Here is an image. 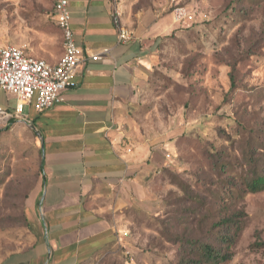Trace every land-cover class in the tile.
I'll list each match as a JSON object with an SVG mask.
<instances>
[{
  "label": "rangeland",
  "instance_id": "obj_1",
  "mask_svg": "<svg viewBox=\"0 0 264 264\" xmlns=\"http://www.w3.org/2000/svg\"><path fill=\"white\" fill-rule=\"evenodd\" d=\"M130 1L138 7L151 3L163 16L184 7L193 18L170 21L138 101L123 117L122 127L138 138L174 133L147 178L149 209L133 216L124 250L133 264H178L184 257L180 239L216 241L222 229L210 230L212 221L224 213L235 215L236 224L230 230L231 258L223 264H264V192L231 200L217 196L218 176L204 149L205 143L220 145L218 128L233 134L241 126L264 127V0ZM51 6L52 0H0V48H19L41 60L61 51ZM228 65L235 80L231 94ZM191 127H200L197 138L178 139ZM15 140L0 129V263L26 244L22 197L13 193H23L16 191L17 183L29 179L35 157L23 138ZM230 154L235 178L249 176L239 166L242 155ZM257 165H264V154ZM174 175L203 198L198 209H190Z\"/></svg>",
  "mask_w": 264,
  "mask_h": 264
},
{
  "label": "crops",
  "instance_id": "obj_2",
  "mask_svg": "<svg viewBox=\"0 0 264 264\" xmlns=\"http://www.w3.org/2000/svg\"><path fill=\"white\" fill-rule=\"evenodd\" d=\"M119 7L122 25L133 34L127 44L118 41L109 0H68L74 41L97 60H86L60 104L37 112L31 102L20 118L0 122L35 157L24 191L26 244L0 264L117 259L129 243L122 233L131 230L134 215L149 209L147 178L174 133L138 138L122 123L152 71L153 42L169 34L173 18L152 9L136 12L130 0ZM62 53L42 60L56 64ZM0 107L14 113L15 96L0 91Z\"/></svg>",
  "mask_w": 264,
  "mask_h": 264
},
{
  "label": "trees",
  "instance_id": "obj_3",
  "mask_svg": "<svg viewBox=\"0 0 264 264\" xmlns=\"http://www.w3.org/2000/svg\"><path fill=\"white\" fill-rule=\"evenodd\" d=\"M153 4L148 3V6L138 5L134 6V11L152 9ZM187 21V20H186ZM163 40V37H158L154 40L152 45V50L155 57L158 56L159 46ZM229 67L228 79L230 81L229 90L227 94H231L235 91V80L232 72V67ZM187 108V107H185ZM184 108V109H185ZM235 122V119H234ZM200 128V127H199ZM196 128H186L178 139H186L188 137L197 138ZM216 137L221 139V143L218 147L214 144L205 143L204 149L208 156L210 167L214 171V175H217V181L219 183V189H217V196H222V199H235L236 197H242L246 193L254 194L264 192V165L258 167L257 162L259 157L264 154V127L261 125H256L250 129H246L244 126H241L240 130H234L233 134L226 131L224 128H218L216 131ZM200 139V138H199ZM235 151V153H240L241 163L239 164L241 170L249 173L247 175H240L238 178H235V155L232 160L230 152ZM256 153L258 155L256 156ZM256 156V157H255ZM25 180L20 184L17 183L16 191H23V193H13V196L22 197L21 209H23V222L26 230V218L24 210V200H25V185L29 183V179L25 184ZM172 180L177 184L179 183V188L184 194L185 198L191 201L190 209H198L197 206L202 205L203 198L199 195H194L190 188L183 184L177 176H173ZM20 188V189H19ZM218 209H223L218 205ZM196 215V211H193ZM213 218V217H212ZM211 218V221H212ZM135 221L133 222L134 225ZM236 224L235 215L222 214L218 217L217 221H212V226L210 230H213L215 227L221 226L222 234L220 237H215L216 241H198L197 239L184 240V257H181L178 264H223L230 260L231 252L230 248L232 246L233 237L230 234V230L234 228ZM131 230L127 233L128 240L131 235H129ZM210 233V232H209ZM211 234V233H210ZM179 240V241H180ZM130 242V240H129ZM99 264H128L124 250L120 253V256L117 259H106L101 261Z\"/></svg>",
  "mask_w": 264,
  "mask_h": 264
},
{
  "label": "built area",
  "instance_id": "obj_4",
  "mask_svg": "<svg viewBox=\"0 0 264 264\" xmlns=\"http://www.w3.org/2000/svg\"><path fill=\"white\" fill-rule=\"evenodd\" d=\"M111 4V20L117 30L118 41L121 44L130 43L133 34L122 25L120 0H109ZM52 20L60 30L63 53L56 64H48L43 60L26 55L19 48H0V91L10 93L16 98L14 113L0 107V122H8L20 118L24 107L33 102V108L42 112L53 108L63 101L61 92L72 84L73 77L78 73L86 60H97V55L86 57L84 51L74 41L71 29L68 0H53ZM175 23L190 21L193 16L184 7L172 11ZM169 157V155H166ZM126 236V232L122 233ZM128 264H133V256L129 250H124Z\"/></svg>",
  "mask_w": 264,
  "mask_h": 264
}]
</instances>
